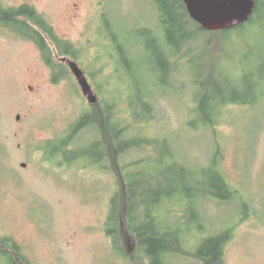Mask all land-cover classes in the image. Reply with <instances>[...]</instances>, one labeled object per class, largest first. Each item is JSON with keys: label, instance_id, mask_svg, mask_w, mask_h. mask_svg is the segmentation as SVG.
<instances>
[{"label": "rangeland", "instance_id": "1", "mask_svg": "<svg viewBox=\"0 0 264 264\" xmlns=\"http://www.w3.org/2000/svg\"><path fill=\"white\" fill-rule=\"evenodd\" d=\"M22 2L30 3L58 38L72 44L75 56L68 59H73L79 76L94 85L101 101H87L73 71L61 61L67 55L55 57L56 48L50 46L52 60L63 69L53 80L36 43L0 21V237L12 238L31 264H136L137 244L120 220L111 225L118 232L116 249L105 231L110 197L122 188L116 149L109 148L105 168L92 161L100 160V154L86 155L101 135L103 103L111 102L129 137L166 141L157 146V154L148 144L129 150L123 154V165L146 158L134 172L170 177L166 168L170 162L158 164L153 159L157 155L163 159L170 151L183 168L181 196L163 205L165 214L157 219L164 228L180 231L182 244H174L176 252L167 254L166 264H203L196 254L199 242L224 229H230L231 236L222 245L221 264H264L261 13L253 24L227 36L216 34L210 43H206L210 36L202 35L204 42L197 41V49L177 60V76L172 77L161 73L148 48L152 33H140L155 26L151 0H0V8L17 9ZM118 45L127 56V68ZM193 74L202 81L215 74L225 92L235 88L243 94L237 96L249 103L225 105L212 124H200L194 112ZM147 90L151 109L138 106L135 112L142 118H130L129 101ZM84 111L95 113V123L71 137L70 161L60 155L47 160L39 147L63 139ZM149 114V119L143 118ZM213 158L233 190L231 198L226 193L217 199L204 195L212 189ZM185 193L194 196L197 208L180 202L188 198ZM0 264L7 262L0 258Z\"/></svg>", "mask_w": 264, "mask_h": 264}, {"label": "trees", "instance_id": "2", "mask_svg": "<svg viewBox=\"0 0 264 264\" xmlns=\"http://www.w3.org/2000/svg\"><path fill=\"white\" fill-rule=\"evenodd\" d=\"M151 1L153 23L155 26L153 28L144 27L141 29L140 33H152L153 39L150 41L148 48L154 52L155 55L153 56L157 60L156 65L162 68V70H160L161 73H164V75L167 73L169 76L172 74V77L177 76L175 71L178 66L177 60L186 58L191 51L197 49V41L202 40L204 42L201 37L202 35L208 34L210 37H206V43H210V41L213 40V36L216 34L222 33L227 36V33H230L232 30L239 31L246 26L253 24L254 18L259 13H261L262 18L264 19V12L262 13L264 1L255 0L253 13L246 22L227 30L207 31L191 19L183 0ZM12 18H24V28H27L29 32L23 30L20 25H16V27L21 29L22 32H25L24 34H26V36H29L36 41L41 50L42 57L47 64L54 65L53 60L51 59V53H49V46L44 45L45 40L41 38L38 29L36 31L37 34L34 31L32 34V30H34L32 29V26H37L36 28L42 29L47 34L48 39L54 42V46L59 56L67 54L75 56L76 51H71L72 44L58 38L54 34L52 27L31 7L24 5L17 9L0 8V20H2L4 24H23L18 22L19 20H12ZM26 18L32 21L34 25L31 24L32 26H30ZM181 49H185L184 52L181 51ZM47 50H49V52H47ZM118 52L122 64L127 68V56L123 53V50L119 45ZM60 67L61 66L58 64L57 70L61 72L63 69ZM211 67H213L212 64ZM52 78L53 80L56 78L55 73L52 74ZM202 80H200L196 74H193L192 84L196 87L194 93V101L196 103L194 106V112L197 118L196 120L206 127L214 122L215 116L223 106L228 104L249 103L246 98H243V96H237V92L241 91L235 90V88H232L228 93L225 92L219 85V81L216 80L215 74H210V79L207 81ZM248 87L250 89V86ZM252 91L255 92V88L252 87L251 92ZM150 98H152V95L149 93V90H147L146 95L142 94L134 97L133 100L129 101L127 115L134 119L142 118L140 114L135 112V109L139 106L146 108L149 112L152 107L149 101ZM103 104L100 112L101 135L97 136V139L94 142L95 148L87 149L88 151L86 155L98 156L100 154L101 167L105 168L108 150L110 151V147L113 149L115 148V154H117L120 171L122 172L121 174L123 177L121 181L118 180L122 183V188H116V191L112 194L109 200L108 216L105 221L106 234L110 238L114 249H116L115 245L118 244V232L117 229H112L111 225L112 223L115 224L117 220H120L122 223L121 226H125L126 233L127 231L130 232L131 236L134 238L133 240L137 244L136 251H138L139 255H137V260L135 259L136 264H166L167 254L176 252L173 251V249H177V246H174V244H182V241L179 238L180 231L164 228L157 222V219L159 216L165 214H161L163 205L171 204L175 202V196H181V192H183V186L181 187V169L183 168L182 166L177 165L178 162L174 159L173 153L170 151H167V153L163 155V159H159L158 155L153 158L154 162H157L158 164H164V159L170 162V164L166 166V168H168L167 171L172 172V176L170 177H165V173L164 176H161V172L152 176L150 174L146 175L143 172H134L133 169L135 166L144 163L147 160L146 158H143L138 163H131L127 167L123 165V154L129 150L136 147L142 149V145L144 146L145 144H148L152 149V153H156L157 146L166 145V141L165 139L157 138L144 139L150 137H136L134 135L129 137L126 134L127 128L125 127L123 120L119 119V113H114V105L111 102ZM94 114L95 113H90L89 111H84L69 127L68 135L63 139H56L57 142L54 140H48L40 146L39 149L44 151L46 159L57 160L55 158L60 155L61 159L65 162H69L71 157L68 155L70 154L71 148L68 147L72 139L71 137L74 134L83 131L85 128H88L92 123L94 124ZM113 114H116L117 116H114ZM149 116L150 114L143 118L149 119ZM91 117L92 121H90ZM99 137H101V139ZM99 141H101V146L98 147V145H100ZM48 148H53V150L50 151V153H47ZM98 148H100V150H98ZM120 158L122 160H119ZM147 158L150 159L149 156ZM100 160L98 159V161ZM92 161L98 162L96 160ZM215 162L216 159L213 158L212 163L215 166L212 167L214 168L215 173L213 172L214 177H209V185L212 189L204 191V195L217 199L222 197L221 194L226 193V197L229 198L233 191L218 170ZM186 168L184 171L190 173V170ZM201 173V175H204L202 171ZM185 191H187V188L184 189V192ZM185 194L188 198L181 199L180 202L185 205L190 203V205H194L197 208V200L194 196L189 193ZM127 204H129L130 207L124 208L123 210V207L127 206ZM131 212L133 213V216H130ZM128 216L130 217L129 223L125 221ZM200 218L202 219L201 216H199V219ZM189 228L190 227H186V230ZM230 236L231 230L224 229L223 231L203 238L199 242L196 254L202 259L203 264H221L220 251L222 245H224ZM0 258H3L7 264H31L26 256L22 254L19 245L9 237H0Z\"/></svg>", "mask_w": 264, "mask_h": 264}, {"label": "water", "instance_id": "3", "mask_svg": "<svg viewBox=\"0 0 264 264\" xmlns=\"http://www.w3.org/2000/svg\"><path fill=\"white\" fill-rule=\"evenodd\" d=\"M191 19L207 31L227 30L246 22L253 13L255 0H183ZM78 77L79 72L74 70ZM82 90L94 102L87 83L80 80ZM19 119V115L16 116ZM21 167L26 164L21 163Z\"/></svg>", "mask_w": 264, "mask_h": 264}, {"label": "flooded vegetation", "instance_id": "4", "mask_svg": "<svg viewBox=\"0 0 264 264\" xmlns=\"http://www.w3.org/2000/svg\"><path fill=\"white\" fill-rule=\"evenodd\" d=\"M21 6H24V5H26V6H29V7H31L37 14H38V12H37V10L32 6V5H30V3H28V2H22L21 4H20ZM20 6V7H21ZM14 18H12V20H13ZM24 18H18V19H14V20H19L18 22H21V23H23L24 24V20H23ZM26 20L28 21V24L30 25V26H32V25H34L33 24V22L32 21H30L28 18H26ZM44 20H45V18H44ZM0 21H2V20H0ZM2 24L3 25H5V26H7L8 27V25H14L12 28H11V30H13L14 32H19L18 34L20 35V36H24V37H28L30 40H32L33 42H35L36 43V41L34 40V39H32L31 37H29V36H26V34H24L25 32H22V30L21 29H19V28H17L16 27V25L18 26V25H20V26H23L22 24H20V23H12V24H8V23H6V24H4L3 22H2ZM32 24V25H31ZM35 26H32V29H34V30H32V34L35 32L36 34H37V29L40 31V36H41V38L43 39V40H45L44 41V45H47V46H49V50H50V46L52 47V45H54V42L52 41V40H49L48 39V36H47V34L42 30V29H40V28H34ZM17 28V29H16ZM22 28V27H21ZM27 28H23V30H25V31H28L29 32V30L27 29ZM34 31V32H33ZM48 41H49V43H48ZM36 45H37V43H36ZM37 47H38V45H37ZM39 48V47H38ZM39 50H40V48H39ZM49 50H47V52H49ZM71 51H72V49H71ZM40 52H41V50H40ZM49 53H51V50H50V52ZM52 54H53V56H54V53H53V51H52ZM68 56H72V54H67V60L65 59V60H62V58H61V61H65V63L68 65V67L70 68V70H72L73 71V73H74V70H76L77 68H75L76 66H75V64L72 62V60H71V58H70V60L68 59ZM55 57H58V53H57V55L55 56ZM52 59V58H51ZM57 59V58H56ZM53 63H54V61H53ZM47 65H49V64H47ZM49 67L51 68V70H52V73H56V71H57V62H55L54 63V65H52V64H50L49 65ZM74 76L78 79V83H79V85H80V87H81V84H80V80L82 81V82H84V83H87V85H88V87H89V89L91 90V93H90V96L91 97H95V101L94 102H90L88 99H89V94H85L84 92H83V90H82V87H81V90H82V93L84 94V95H86L85 97H86V99H87V101L89 102V103H96L97 101H101V97H99L98 96V94L95 92V90H94V85L92 86L91 85V83L87 80V78L86 77H84V76H79L78 75V77L74 74ZM94 84V83H93ZM100 139H101V137H99ZM68 148H70V145H69V147ZM98 165H100L101 166V161H98ZM243 207H244V205H243Z\"/></svg>", "mask_w": 264, "mask_h": 264}, {"label": "bare ground", "instance_id": "5", "mask_svg": "<svg viewBox=\"0 0 264 264\" xmlns=\"http://www.w3.org/2000/svg\"><path fill=\"white\" fill-rule=\"evenodd\" d=\"M233 191V190H232ZM233 193L230 195V198L232 197ZM230 200V199H229Z\"/></svg>", "mask_w": 264, "mask_h": 264}]
</instances>
